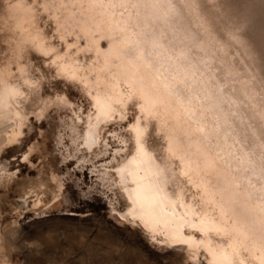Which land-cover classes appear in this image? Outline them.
I'll return each instance as SVG.
<instances>
[{
  "label": "rangeland",
  "instance_id": "obj_1",
  "mask_svg": "<svg viewBox=\"0 0 264 264\" xmlns=\"http://www.w3.org/2000/svg\"><path fill=\"white\" fill-rule=\"evenodd\" d=\"M103 1L157 46L165 65L183 70V86L196 113L203 114L207 133L241 167H250L253 185L264 189L259 175L264 171V0L168 1L206 46L213 59L208 67L203 52L193 47H187V67L178 61L174 47L180 40H166L170 18L155 0ZM87 5V0H0V93L5 87L19 90L16 101L0 110V264H207L204 251L195 259L118 216L128 204L112 169L132 152L130 127L141 118L146 147L161 156L165 148L164 131L155 119L145 121L136 100L121 118L102 126L101 148L82 144L80 120L92 117L95 108L88 87L64 74L58 60L95 64L81 26ZM149 5L159 12L160 25L147 13ZM22 6L32 10L28 21L18 13ZM101 45L107 48L106 38ZM203 146L209 153L215 149ZM178 184L200 203L184 180Z\"/></svg>",
  "mask_w": 264,
  "mask_h": 264
},
{
  "label": "bare ground",
  "instance_id": "obj_2",
  "mask_svg": "<svg viewBox=\"0 0 264 264\" xmlns=\"http://www.w3.org/2000/svg\"><path fill=\"white\" fill-rule=\"evenodd\" d=\"M155 1L170 18L166 40H180L174 47L178 61L187 67V47H193L203 52L204 67L212 65L206 46L194 39L169 0ZM87 2L86 21L83 19L81 26L91 43L95 64L92 61L82 67L76 59L58 60L64 74L88 87L95 108L92 117L80 120L85 127L82 144L89 150L101 148L102 126L116 116L121 118L133 100L140 104L145 121L155 119L165 137L161 156L146 147V125L141 118L130 127L132 152L112 169L128 204L126 213L118 216L137 222L152 238L159 236L163 244L192 252L195 259L204 251L207 264H264V189L253 185L250 167H241L225 145L217 144L215 136L207 133L203 114L196 113L192 96L183 86V70L165 65L157 46L134 33L127 16L103 0ZM149 7L150 18L160 25L159 12L153 5ZM18 13L23 20L31 19L28 7H19ZM103 38L108 41L105 49ZM18 97V89L5 87L0 93V110ZM204 142L215 149L209 153ZM259 175L264 177V171ZM182 180L196 191L200 203L186 196L178 184Z\"/></svg>",
  "mask_w": 264,
  "mask_h": 264
}]
</instances>
